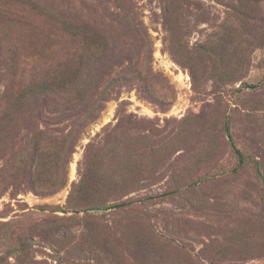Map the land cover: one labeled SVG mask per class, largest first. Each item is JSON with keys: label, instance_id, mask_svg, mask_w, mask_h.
I'll list each match as a JSON object with an SVG mask.
<instances>
[{"label": "rangeland", "instance_id": "rangeland-1", "mask_svg": "<svg viewBox=\"0 0 264 264\" xmlns=\"http://www.w3.org/2000/svg\"><path fill=\"white\" fill-rule=\"evenodd\" d=\"M62 69L82 100L7 110V83ZM0 111V264H264V0H0ZM39 130L76 136L45 195Z\"/></svg>", "mask_w": 264, "mask_h": 264}, {"label": "trees", "instance_id": "trees-1", "mask_svg": "<svg viewBox=\"0 0 264 264\" xmlns=\"http://www.w3.org/2000/svg\"><path fill=\"white\" fill-rule=\"evenodd\" d=\"M45 75L47 76L34 75L29 82H26V89L22 91L14 89L12 84L13 80L7 83L3 99L12 100L6 102V106H8L7 110L14 108L13 103L15 102L26 104L36 97H42L45 102L50 100V102L57 101L59 103L67 101L71 103L77 100H82L84 93L86 94V92L81 91L71 92L69 87H73L76 83L74 73L68 74L66 70L62 69L59 73H45ZM96 111L97 109H94L93 112L95 113ZM14 114H16L14 111L13 114L5 112L0 116V132L4 130V121L7 123L11 122L12 119H14ZM75 138L74 131L60 137H53L47 134L44 130L35 132L31 137L28 146L32 149V155H30L31 162L28 172L30 174L31 186H33L34 190L39 192V194L45 195L54 193L65 185V180H61V176L60 179L54 178L50 181L49 178L47 179V177L43 175L49 171L48 165H51L52 162L48 160V158L51 157L50 155L56 156L58 153H62L65 150L68 153L73 152L75 149ZM96 145L97 144L94 141L88 145L81 166L79 167L81 179L78 183L73 184L67 199L68 207L76 211H88L90 208L97 206L96 203H92L93 198L89 197L84 199L82 197V193L84 192L86 194L88 192L87 190H89L87 189L88 183L86 174L89 173L92 167L91 160L96 151ZM235 152L239 161L242 163L244 160L243 153L237 147H235ZM10 156H12V154L9 155V157ZM6 158H8V153ZM53 160L54 168H56V158L53 157ZM98 192L100 193L101 191Z\"/></svg>", "mask_w": 264, "mask_h": 264}]
</instances>
